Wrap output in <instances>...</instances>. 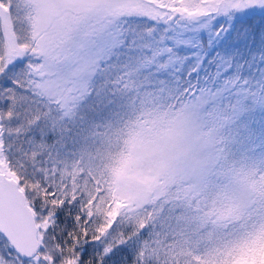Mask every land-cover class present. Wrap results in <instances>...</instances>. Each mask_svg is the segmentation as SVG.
<instances>
[{"label":"snow or ice","instance_id":"1","mask_svg":"<svg viewBox=\"0 0 264 264\" xmlns=\"http://www.w3.org/2000/svg\"><path fill=\"white\" fill-rule=\"evenodd\" d=\"M0 264H264V0H0Z\"/></svg>","mask_w":264,"mask_h":264}]
</instances>
